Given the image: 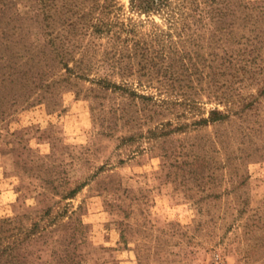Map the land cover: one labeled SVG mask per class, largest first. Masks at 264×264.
I'll return each instance as SVG.
<instances>
[{
	"label": "rangeland",
	"instance_id": "obj_1",
	"mask_svg": "<svg viewBox=\"0 0 264 264\" xmlns=\"http://www.w3.org/2000/svg\"><path fill=\"white\" fill-rule=\"evenodd\" d=\"M0 1V30L15 33L0 49L9 57L0 77L14 61L17 72L26 69L18 54L37 52L35 70L55 65L35 87L21 77L0 83L4 264H264V96L240 117L193 124L209 109L224 108L194 92L207 87L199 69L209 63L215 70L214 55H223L220 45L234 33L213 36L186 19L169 29V15L185 0H165L163 10L148 13L132 9L131 0H115L119 17L131 20L148 46L184 51L167 77L199 101L188 111L174 97L161 105L92 82L106 74L103 68L87 79L58 77L65 69L51 51L66 46L77 57L83 47H109L102 36L95 47L87 36L77 40L78 30L62 25L63 17L84 21L91 1ZM250 1L264 11V0ZM184 25L190 28L182 31ZM261 77L245 79L241 95L256 94ZM225 78L214 77L219 84ZM128 86L158 98L136 81ZM233 88L240 92L236 83Z\"/></svg>",
	"mask_w": 264,
	"mask_h": 264
},
{
	"label": "trees",
	"instance_id": "obj_2",
	"mask_svg": "<svg viewBox=\"0 0 264 264\" xmlns=\"http://www.w3.org/2000/svg\"><path fill=\"white\" fill-rule=\"evenodd\" d=\"M87 1H91L92 6L89 9L88 17L84 21H72L63 17L60 18L62 25L71 26L72 29L78 30L77 36L79 37L76 38L77 40L81 36H87L89 44L95 47L99 37L102 36L106 38L109 47L92 49L83 47L76 53L77 57L74 55V51L69 50L66 46L51 51L54 54L53 60L56 58L58 65L65 69V74H58L59 78L66 75L64 77L66 79L72 76L78 79H87L89 71L103 68L106 74L91 81L113 91L120 90L128 98L154 99L152 103L158 102L162 105V103H168L169 97L167 96H170L174 97L175 101H180L179 105H187L188 111L199 102L195 100L196 98L187 95V91L183 89V86L179 84L180 81L175 77H167V69L171 70L170 68L174 65L172 62L178 63L184 58V51H165L157 49L155 46L153 48L150 45L148 46L144 42V38L141 40L137 37V31L134 29L132 21L129 19L125 21L119 17L120 8L116 6L115 0H102L101 4L100 0ZM0 2V14H2L5 3ZM130 4L132 9L140 13L161 11L167 5L165 0H131ZM96 8L98 12H96ZM31 17L32 23L36 22ZM182 19L190 20L194 30H202L213 36L216 34L232 35L234 33L231 39L223 40L224 43L220 45L223 55L218 56V54L214 55L211 52L207 53V55L216 56L215 59H212V62L216 61L215 70L210 72L213 67L209 63L202 65L198 73L200 74V80L208 78L205 81L207 87H199L196 90L198 92H194L196 94L205 93L208 100H214L215 103L223 105L224 108L219 109L215 106L209 109L206 117L200 116L193 124L208 125L209 123L226 120L231 116L240 117L246 114L254 104L258 103L259 97L264 96V74H262L264 70V11L253 5L250 0H245L244 4L235 0H185L180 4L177 12L175 11L169 15L168 28L174 29L176 27L174 21L178 23ZM190 25L182 26L181 30L188 29ZM181 30L178 29V33H181ZM14 34L12 32L10 35L0 30V49H2L1 47L3 49L7 48L10 42L14 40L15 37H11ZM72 36L75 39V34H72ZM56 38L57 36H54L51 40ZM70 41L71 39H68V42ZM233 44L238 48H229ZM42 54L46 56L45 52ZM17 56L20 59H25L24 65L28 66L25 67L26 69H20L17 72L15 70L17 63L12 62L13 65H9L10 69L1 73L0 83L6 81L13 83L18 77H21L22 82L23 80L30 81L29 84L27 82L24 84L35 87L34 80L41 79L45 72H50V68H55L53 63H46L44 66L51 65L48 70L45 67L43 69L41 66L37 67L36 70L32 69L41 60L37 52H28ZM7 60H9L8 55L0 50V63L5 64ZM50 60L52 61V59ZM69 62L73 66H70ZM205 68L209 71L206 72ZM175 73L170 72L169 76H176ZM51 74L54 76L55 73L52 72ZM255 74H261L262 76L261 79L256 81L258 86L256 94L243 97L241 90L244 86H240V84L245 79L253 78ZM110 76L118 77L120 82L117 83L109 79ZM224 76L228 79H222V84L214 79V77L220 79ZM132 81H136L140 87L153 88L158 98L155 96L154 98L153 94L147 95L129 90L128 85ZM176 82L177 86L175 87ZM235 83L238 85V91H240L236 94L232 93ZM161 95L165 97L160 98ZM18 96L19 94L15 91L10 99V105L14 106L17 103ZM29 98V96H26L23 102L28 104ZM246 99L248 101H245ZM1 106L2 103L0 102V119L5 114ZM74 191L72 190L69 194H73ZM33 226L36 227L37 223H33ZM2 244L0 234V264L9 261L5 257L6 248Z\"/></svg>",
	"mask_w": 264,
	"mask_h": 264
}]
</instances>
